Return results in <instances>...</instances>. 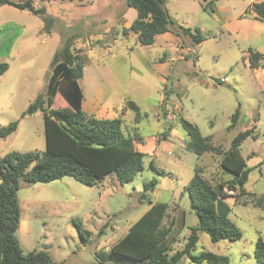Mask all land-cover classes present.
<instances>
[{"label":"rangeland","instance_id":"obj_1","mask_svg":"<svg viewBox=\"0 0 264 264\" xmlns=\"http://www.w3.org/2000/svg\"><path fill=\"white\" fill-rule=\"evenodd\" d=\"M252 1L167 0L175 23L199 28L206 39L194 45L190 37L177 36L175 24L149 46L136 33L124 34L137 18L128 0H33L46 10L39 15L0 5V62L9 64L0 75V127L19 120L17 130L0 139L1 156L46 150L43 112L22 114L39 94L47 96L53 57L71 38L85 62L79 81L83 109L99 118L121 117L126 133L146 139L145 144L135 141L147 153L144 169L125 184L116 173L96 185L73 176L48 183L21 180L17 236L26 253L46 250L57 264H99L97 255L128 232L150 208V200L169 204L164 225L172 227L175 250L182 249L198 224L185 187L201 167L212 184L227 183L229 216L243 237L213 242L200 232L194 254L208 250L228 256L230 264H259L254 249L264 238V203L256 204L257 196L264 195V67L261 74L251 68L248 55L250 49L264 53V20L246 12ZM129 100L139 106V119ZM64 105L58 93L54 106ZM239 106L240 119L229 128ZM181 117L224 150L239 132L255 125L241 152L250 168L245 189L256 196L230 190L234 174L222 167L220 154L198 155L186 148L189 135ZM152 180L156 185L146 189ZM179 264L193 263L185 256Z\"/></svg>","mask_w":264,"mask_h":264},{"label":"trees","instance_id":"obj_2","mask_svg":"<svg viewBox=\"0 0 264 264\" xmlns=\"http://www.w3.org/2000/svg\"><path fill=\"white\" fill-rule=\"evenodd\" d=\"M128 4L137 9V18L124 28V34L136 33L142 45L154 44L157 35L169 32L177 24L167 8V0H128ZM0 5H11L36 15L46 13L44 8L36 7L33 0H0ZM248 11L254 13L255 19L264 20V0L253 2ZM177 25V36L184 34L190 37L194 45H200L206 39L199 28ZM248 58L251 68L264 65V53L260 51L250 49ZM84 66V60L73 46V39H68L53 57L47 96L39 94L22 114L43 112L46 150L11 151L0 155V264H57L46 250L26 253L19 241L17 230L21 222V206L18 190L21 180L28 184L48 183L73 176L84 184L96 185L108 175L116 173L118 181L125 184L134 180L144 169L147 153L135 145L136 140L144 143L141 135L126 133L121 117L99 118L83 109L84 95L79 81L84 76ZM8 69L7 62H0V75ZM58 93L67 105L54 106ZM128 106L136 111L139 119V106L132 100L128 101ZM240 116L239 106L232 115L229 128L236 126ZM180 119L189 135L186 148L198 155L206 152L220 154L222 167L234 174L228 182L230 190L256 196L245 189L250 168L241 152L243 142L252 136L255 125L239 132L230 148L224 150L212 142L211 136H204L196 124L184 117ZM18 126L19 120L1 126L0 139L14 133ZM151 165L155 166L153 160ZM226 184H212L201 167L195 168L194 176L185 189L189 193L191 207L198 216V224L191 228L182 249L175 250L173 244L176 237L169 238L172 227L164 225L169 204L150 200V208L131 225L128 232L108 251L97 255L98 263L179 264L183 257L189 256L193 264H230L229 257L225 255L208 250H201L199 254L193 252L200 232L208 233L213 242L222 239L237 241L243 237L242 230L229 216L231 207L226 198L230 195L224 192ZM155 185L156 181L152 180L145 184V188ZM263 203L264 195L257 196L256 204L262 207ZM76 227L81 230L80 225ZM81 234L90 236L91 231L83 230ZM254 255L259 264H264V238H258Z\"/></svg>","mask_w":264,"mask_h":264},{"label":"crops","instance_id":"obj_3","mask_svg":"<svg viewBox=\"0 0 264 264\" xmlns=\"http://www.w3.org/2000/svg\"><path fill=\"white\" fill-rule=\"evenodd\" d=\"M262 1H263V0H262ZM253 2H257V1H256V0H253L252 3H253ZM252 3H251V4H252ZM251 4H250V5H251ZM250 5H249V6H250ZM252 13H253V12H252ZM253 14H254V13H253ZM253 18H254V17H253ZM169 32H170V31H169ZM166 33H167V32H166ZM159 35H160V34H159ZM157 36H158V35H157ZM263 61H264V60H263ZM263 64H264V63H263ZM263 67H264V65L261 66V67H259V68H256V69H257V72H260V74H261V73L263 72V69H262ZM163 81H164V80H163ZM112 117L114 118V116H112ZM153 139H155V138L153 137ZM145 143H146V139H144V144H145ZM162 143H163V142H162ZM160 145H161V144H160ZM156 147H158V146H156ZM156 147H155V151H156ZM227 203H228V201H227ZM21 224H22V222H20V225H21Z\"/></svg>","mask_w":264,"mask_h":264},{"label":"water","instance_id":"obj_4","mask_svg":"<svg viewBox=\"0 0 264 264\" xmlns=\"http://www.w3.org/2000/svg\"><path fill=\"white\" fill-rule=\"evenodd\" d=\"M50 74H51V71L48 72V75H49V76H48V79H49V77H50Z\"/></svg>","mask_w":264,"mask_h":264},{"label":"built area","instance_id":"obj_5","mask_svg":"<svg viewBox=\"0 0 264 264\" xmlns=\"http://www.w3.org/2000/svg\"><path fill=\"white\" fill-rule=\"evenodd\" d=\"M221 80H222V81H226V79H225V78H222Z\"/></svg>","mask_w":264,"mask_h":264}]
</instances>
